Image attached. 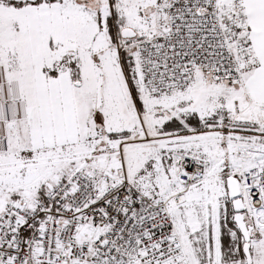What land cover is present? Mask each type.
Returning a JSON list of instances; mask_svg holds the SVG:
<instances>
[{
  "label": "snow or ice",
  "instance_id": "obj_1",
  "mask_svg": "<svg viewBox=\"0 0 264 264\" xmlns=\"http://www.w3.org/2000/svg\"><path fill=\"white\" fill-rule=\"evenodd\" d=\"M0 264H264V0H0Z\"/></svg>",
  "mask_w": 264,
  "mask_h": 264
}]
</instances>
